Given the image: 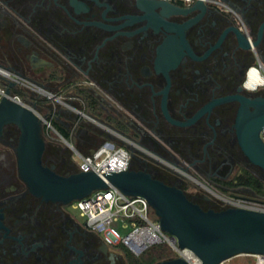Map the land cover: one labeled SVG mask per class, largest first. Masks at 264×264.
<instances>
[{
	"label": "flooded vegetation",
	"instance_id": "af4514ba",
	"mask_svg": "<svg viewBox=\"0 0 264 264\" xmlns=\"http://www.w3.org/2000/svg\"><path fill=\"white\" fill-rule=\"evenodd\" d=\"M0 64L43 90V163L60 175L103 139L204 209L226 208L215 193L239 191L244 161L264 174L236 127L241 98L264 97L246 86L264 70V0H0ZM19 135L0 137V264H128L72 204L31 192Z\"/></svg>",
	"mask_w": 264,
	"mask_h": 264
},
{
	"label": "water",
	"instance_id": "95a60500",
	"mask_svg": "<svg viewBox=\"0 0 264 264\" xmlns=\"http://www.w3.org/2000/svg\"><path fill=\"white\" fill-rule=\"evenodd\" d=\"M241 101L236 125L239 147L250 164L264 171V143L260 137L264 97ZM8 125L20 132L16 147L19 174L36 196L70 205L94 191L115 187L125 195L146 199L161 229L177 240L180 249L192 251L201 264H220L242 254L264 255V212L233 207L204 209L180 188L142 170L60 175L43 163L46 142L42 120L32 109L3 97L0 137ZM157 264L190 263L178 257Z\"/></svg>",
	"mask_w": 264,
	"mask_h": 264
},
{
	"label": "built area",
	"instance_id": "2783aa9c",
	"mask_svg": "<svg viewBox=\"0 0 264 264\" xmlns=\"http://www.w3.org/2000/svg\"><path fill=\"white\" fill-rule=\"evenodd\" d=\"M263 78V83L249 89L257 91L264 88V70L252 67ZM13 84V86H10ZM9 90V92H8ZM44 98L43 90L35 86L18 71L0 64V102L3 97L32 109L42 120L43 132L50 134V122L45 116V105H37L34 95ZM264 143V129L260 133ZM132 155L125 143L108 139L92 153H76L74 162L79 172H122L130 167ZM227 207L242 208L264 212V200L257 197L224 195L215 193ZM74 208L84 218L87 228L100 235L112 249L124 248L134 256H140L150 248L166 245L174 258H183L190 264H201L199 258L189 249H180L177 240L164 232L148 201L142 197L128 196L115 187L92 192L87 197L74 201ZM249 264H264V255L242 254ZM220 264H238L228 259Z\"/></svg>",
	"mask_w": 264,
	"mask_h": 264
},
{
	"label": "trees",
	"instance_id": "16d2710c",
	"mask_svg": "<svg viewBox=\"0 0 264 264\" xmlns=\"http://www.w3.org/2000/svg\"><path fill=\"white\" fill-rule=\"evenodd\" d=\"M107 139L101 140V142L97 145H101ZM77 168V167H76ZM77 169L69 170L68 174L77 172ZM237 186L246 187L251 189L256 195L257 198L264 200V181L254 174H252L246 168H242V172L239 174L237 178ZM236 186V184L234 185ZM215 210H221L223 208H213ZM124 251L127 257L128 264H157L161 261L174 258V254L166 245H158L153 248H150L145 253L140 256L132 255L128 250L124 248H120Z\"/></svg>",
	"mask_w": 264,
	"mask_h": 264
},
{
	"label": "rangeland",
	"instance_id": "374dc122",
	"mask_svg": "<svg viewBox=\"0 0 264 264\" xmlns=\"http://www.w3.org/2000/svg\"><path fill=\"white\" fill-rule=\"evenodd\" d=\"M264 88H259L257 91L263 90ZM41 102L43 101V98H40ZM45 112V111H44ZM43 135H45V133L43 132ZM47 140V139H45ZM101 142V140H99L96 144L98 145ZM245 168L248 167L250 170H252L253 172H255L258 176H264V174L262 172H260L258 169L254 168V167H250L248 165V163L246 161L243 162ZM230 192V193H229ZM219 191L217 192L218 194H224L226 196L230 195L231 192H233L234 194H239V196H245V197H257V195L249 188L246 187H239V191L238 190H234V191ZM238 192V193H236ZM223 204V203H222ZM77 214L79 213L78 211H75ZM81 220L85 221L84 218H81ZM234 262L238 263V264H249V262L246 261L245 257L242 255L236 256L233 258Z\"/></svg>",
	"mask_w": 264,
	"mask_h": 264
},
{
	"label": "bare ground",
	"instance_id": "6f19581e",
	"mask_svg": "<svg viewBox=\"0 0 264 264\" xmlns=\"http://www.w3.org/2000/svg\"><path fill=\"white\" fill-rule=\"evenodd\" d=\"M262 83H263V78L258 74V72L255 69H252L249 73V80L246 84L247 88L251 89L254 86Z\"/></svg>",
	"mask_w": 264,
	"mask_h": 264
}]
</instances>
